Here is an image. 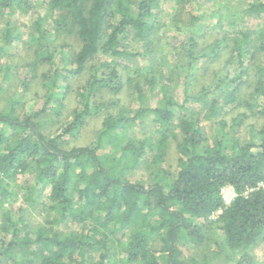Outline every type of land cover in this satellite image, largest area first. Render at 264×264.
Masks as SVG:
<instances>
[{"label": "trees", "instance_id": "1", "mask_svg": "<svg viewBox=\"0 0 264 264\" xmlns=\"http://www.w3.org/2000/svg\"><path fill=\"white\" fill-rule=\"evenodd\" d=\"M28 1L0 0V14L25 12ZM157 4L44 0L45 13L27 34L33 67L52 58L48 18L55 29L73 31L80 48L69 59L70 69L42 75L48 93L41 109L19 113V97H10L0 108V232L9 236L2 242L0 258L11 264H116L118 250L123 253L118 264H264L253 252L264 243V33L255 48L243 30L201 47L195 38L200 17L191 16L182 100L173 97L171 72L165 78L145 77L148 84L159 81L156 105H145L141 83L131 78L123 82L115 64L131 55L122 48L127 37L149 46ZM246 12L264 13V0H255ZM17 36L13 22L6 19L0 50ZM224 50H229L233 71L214 73L208 87L194 91L198 63L215 61ZM100 54L109 59L92 65ZM88 66L91 74L78 91L71 121L60 132L46 134L39 115L47 110L59 114L66 80ZM8 72L9 66L4 67L3 82ZM129 84L138 103L133 110L120 106L118 97ZM105 95L114 98L106 100ZM50 101L55 104L48 105ZM228 106L241 109L230 123L222 118ZM101 114V126L89 145H61L62 138L79 134L88 118ZM251 114L261 124L257 130L250 125L248 140L241 142V125ZM203 121L212 126L211 134ZM145 124L151 131L136 133ZM172 140L178 154L174 172L164 166ZM144 163L148 181L132 180L130 174ZM19 176L25 177L22 182ZM225 185L236 193L228 205L220 197ZM19 199L42 205L44 220L33 231L4 206ZM217 211L216 219L209 220ZM204 242L212 244L214 258L183 256L181 244Z\"/></svg>", "mask_w": 264, "mask_h": 264}, {"label": "rangeland", "instance_id": "2", "mask_svg": "<svg viewBox=\"0 0 264 264\" xmlns=\"http://www.w3.org/2000/svg\"><path fill=\"white\" fill-rule=\"evenodd\" d=\"M255 0H158V4L154 10L152 22L154 28L149 34V46L145 41L133 40L127 37L122 42V48L130 56L122 58L116 62V68L121 74L123 82L131 78L133 81L138 80L142 85L144 93L145 105L154 106L159 98L158 83L154 81L148 84L145 77L162 76L167 77L172 72L174 87L173 97L177 101L182 100V79L181 71L185 66V48L187 39L190 33V19L191 16H199L195 38L201 47H206L213 42L214 39L225 36L232 37L238 30L247 31L250 34L251 46L255 48L264 33V13L258 15H249L246 8ZM25 12L16 10L9 14L4 10L3 15L0 14V30L6 19H11L14 24V33L18 36L9 45L2 46L0 50V83L3 82L4 67L9 66L8 78L2 84V91L0 93V108H2L7 99L10 97H19L20 104L18 105V112L33 113L41 109L46 101L47 85L43 74L49 70H60L63 73L72 67L69 59L80 48V42L71 30H57L54 27L52 19L48 18L46 21L48 45L52 54L49 63H42L33 67L34 54L33 47L29 46L28 31L32 29V22L40 15H44V0H29ZM9 14V15H8ZM138 53V54H135ZM102 54L92 61V65H97L100 60H107ZM230 62V63H229ZM224 69L233 71L234 65L231 62V55L229 50L222 51L220 57L215 61L209 62L201 60L195 71V80L193 81V88L197 91L201 87H208L212 82L214 73L221 72ZM91 74L88 66L84 72L78 76L70 77L66 80V88L63 91L64 98L62 101L63 107L59 109V114L52 111H45L39 115L44 122V132L48 135H53L60 132L71 121V116L78 106V91ZM62 82L60 81V84ZM128 84V83H126ZM130 85V84H129ZM192 85V84H191ZM65 87V86H64ZM59 88V87H58ZM133 88L126 86L124 91L118 96L120 99V106H126L129 110H133L138 106V103L133 94ZM247 93V92H246ZM114 98L108 95L104 99ZM55 101H50L48 105L53 106ZM240 108L228 106L224 113L223 119L228 123L233 116L236 115ZM116 112V108H112ZM103 114L88 118L82 130L77 135H66L62 138L61 145L64 148L73 146L89 145L95 137L97 130L101 126ZM208 134H211L212 126L207 122H202ZM261 124V120L257 115L251 114L246 121L241 125L239 138L241 142L247 141L249 138V126H254L257 130ZM152 126L149 124L140 125L136 128V133H141L144 130L151 131ZM176 141L172 140L166 150L164 166L170 171L176 170L177 164ZM147 159V158H146ZM25 177L19 176V181L22 182ZM132 180L148 181L146 164H142L139 169L130 174ZM264 186V184H262ZM47 191L44 192L40 200H43ZM10 209L15 218L22 216L29 225V231L43 222L45 215L42 213V205H28L22 204L21 200L14 203L4 205ZM20 207H24L23 211H17ZM217 211L209 216V220H215ZM1 219V217H0ZM214 228V225H213ZM216 232V230L214 229ZM9 236H5L0 232V251L2 250V242H6ZM125 240V239H123ZM159 244L156 242L154 248ZM212 244L204 242L201 245L192 246L188 244H181V249L184 257L199 258L202 255L214 258ZM117 252L113 259L118 261L123 257L121 251ZM254 255L257 259H264V243H260L254 249ZM222 259L221 256L216 258V262ZM19 260V259H18ZM0 264H11L10 259L0 258Z\"/></svg>", "mask_w": 264, "mask_h": 264}, {"label": "built area", "instance_id": "3", "mask_svg": "<svg viewBox=\"0 0 264 264\" xmlns=\"http://www.w3.org/2000/svg\"><path fill=\"white\" fill-rule=\"evenodd\" d=\"M235 196V190L231 185H225L220 189V197L224 205L230 204Z\"/></svg>", "mask_w": 264, "mask_h": 264}]
</instances>
